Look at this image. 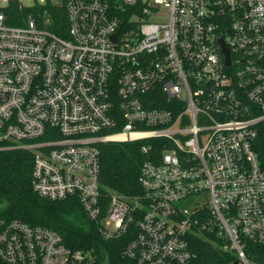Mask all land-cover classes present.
Segmentation results:
<instances>
[{
    "label": "built area",
    "instance_id": "obj_1",
    "mask_svg": "<svg viewBox=\"0 0 264 264\" xmlns=\"http://www.w3.org/2000/svg\"><path fill=\"white\" fill-rule=\"evenodd\" d=\"M261 140L264 0H0V149L32 152L40 198L77 200L105 239L129 234L126 259L188 264L207 232L256 264ZM132 142L141 193L104 191L100 145ZM96 262L0 217V264Z\"/></svg>",
    "mask_w": 264,
    "mask_h": 264
},
{
    "label": "trees",
    "instance_id": "obj_2",
    "mask_svg": "<svg viewBox=\"0 0 264 264\" xmlns=\"http://www.w3.org/2000/svg\"><path fill=\"white\" fill-rule=\"evenodd\" d=\"M64 21V19H63ZM12 25H21L14 20ZM66 25V24H65ZM141 142L100 145V185L120 195H139L140 168L144 160ZM264 165V141L256 148ZM33 154L23 148L0 149V217L58 233L73 251L91 253L96 264H136L123 256L132 237L105 239L98 225L85 214L75 199L49 201L33 190ZM215 233L200 232L190 239L193 258L188 264H235L236 257L223 250ZM246 255L256 264H264V245L246 243Z\"/></svg>",
    "mask_w": 264,
    "mask_h": 264
},
{
    "label": "rangeland",
    "instance_id": "obj_3",
    "mask_svg": "<svg viewBox=\"0 0 264 264\" xmlns=\"http://www.w3.org/2000/svg\"><path fill=\"white\" fill-rule=\"evenodd\" d=\"M151 3H152V1H151ZM16 10V9H15Z\"/></svg>",
    "mask_w": 264,
    "mask_h": 264
},
{
    "label": "water",
    "instance_id": "obj_4",
    "mask_svg": "<svg viewBox=\"0 0 264 264\" xmlns=\"http://www.w3.org/2000/svg\"><path fill=\"white\" fill-rule=\"evenodd\" d=\"M227 53V52H226Z\"/></svg>",
    "mask_w": 264,
    "mask_h": 264
}]
</instances>
